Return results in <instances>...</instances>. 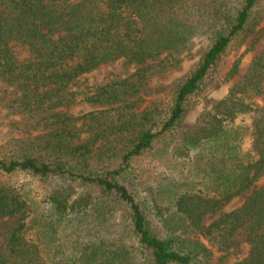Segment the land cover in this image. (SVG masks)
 <instances>
[{"label":"trees","instance_id":"trees-1","mask_svg":"<svg viewBox=\"0 0 264 264\" xmlns=\"http://www.w3.org/2000/svg\"><path fill=\"white\" fill-rule=\"evenodd\" d=\"M257 36L264 0H0V177L27 181L0 183V264H264V49L184 130ZM197 41L194 68L158 85ZM120 61L134 71L78 101ZM151 163L187 172L166 206ZM84 222L98 238L82 240Z\"/></svg>","mask_w":264,"mask_h":264},{"label":"rangeland","instance_id":"rangeland-1","mask_svg":"<svg viewBox=\"0 0 264 264\" xmlns=\"http://www.w3.org/2000/svg\"><path fill=\"white\" fill-rule=\"evenodd\" d=\"M257 38H258V42L254 46H252V43L254 42L256 37L251 38L244 45V47L241 48L240 51L237 52L235 49H233L230 52L229 59L234 60V58L237 55H240L246 52V50H250V52L246 54V57L243 60V65L240 69V72L238 76L234 79L233 83L221 92L208 94L207 97L203 100V102L195 110H193L188 116L184 124V130L190 129L195 124L196 120L204 112L205 109L206 110L210 109L216 102L224 98L227 95L229 89L234 84H236L242 78V76L246 73L248 66L250 62L252 61V59H254V57L259 55L264 49V36H257ZM200 42L201 41H197L193 54H191L189 57L187 55L184 56L181 66L178 69H176L172 74H170L168 78L160 82H157L158 85H165V86L171 85L172 86V84H174L178 78L182 77L184 74L188 73L190 70L194 68V66L198 62V56L200 55L199 52L202 50V45ZM133 71H134L133 68L125 66L124 61H120L116 64L106 65V66L101 67L99 70L85 76L82 79L81 84L75 88V90L84 94L78 98V101L85 98L86 93H88L90 89L103 85L110 80L125 77L129 75L130 73H132ZM80 109H81V104L78 107H76L73 112L77 114L80 111ZM3 114L4 112H0V138L1 139H5L7 137L6 136L7 120L3 119L2 117ZM145 165H148L147 162H145ZM149 166L151 169V175H150V178L148 179L149 187H151L150 195L152 198L154 197L158 198L159 204L166 206V202L169 198L168 194L171 193L170 191L178 187V185L186 181L187 172L182 167L163 166V167L154 168L152 166V163ZM1 182L15 183L19 185L27 181L22 176L21 177L15 176L11 179L0 177V183ZM32 186L35 189V191H37V193L42 192L41 184L36 183ZM163 192H165L166 194L164 195ZM157 195H159V197H157ZM241 205H242V201H236L232 203L231 205H229V207H227L225 211L226 212L231 211L235 208L240 207ZM89 221L91 222V220ZM90 224L91 223H88V222L83 223L85 230L89 231V236L88 237L83 236L82 240L84 239L94 240L95 238H98L97 231H93V227ZM78 226H81V224H75L73 227H75L76 229ZM61 237L63 238V240L67 241L68 243H71L70 245L73 244L74 239H77V235L75 234L72 235L70 233H65V232L61 234ZM236 240L240 244L241 252H240L239 258L242 259L246 257L247 252H248V246L245 243V235L242 233L238 234L236 236ZM235 261L236 259L232 260L233 263Z\"/></svg>","mask_w":264,"mask_h":264}]
</instances>
